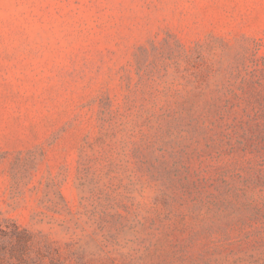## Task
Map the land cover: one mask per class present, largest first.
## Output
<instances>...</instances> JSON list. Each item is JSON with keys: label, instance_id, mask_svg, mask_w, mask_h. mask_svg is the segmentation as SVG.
<instances>
[{"label": "rangeland", "instance_id": "1", "mask_svg": "<svg viewBox=\"0 0 264 264\" xmlns=\"http://www.w3.org/2000/svg\"><path fill=\"white\" fill-rule=\"evenodd\" d=\"M0 264H264V0H0Z\"/></svg>", "mask_w": 264, "mask_h": 264}]
</instances>
